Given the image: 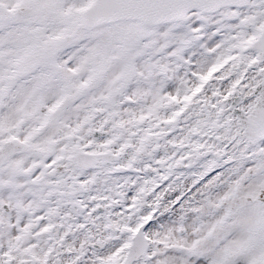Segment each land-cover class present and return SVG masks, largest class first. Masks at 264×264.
Listing matches in <instances>:
<instances>
[{"label": "snow or ice", "instance_id": "snow-or-ice-1", "mask_svg": "<svg viewBox=\"0 0 264 264\" xmlns=\"http://www.w3.org/2000/svg\"><path fill=\"white\" fill-rule=\"evenodd\" d=\"M0 264H264V0H0Z\"/></svg>", "mask_w": 264, "mask_h": 264}]
</instances>
